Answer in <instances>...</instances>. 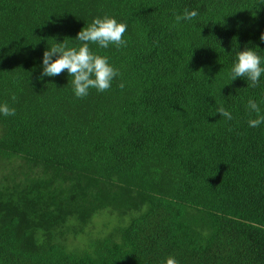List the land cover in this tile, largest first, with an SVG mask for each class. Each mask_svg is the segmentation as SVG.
Instances as JSON below:
<instances>
[{
  "label": "trees",
  "instance_id": "trees-1",
  "mask_svg": "<svg viewBox=\"0 0 264 264\" xmlns=\"http://www.w3.org/2000/svg\"><path fill=\"white\" fill-rule=\"evenodd\" d=\"M261 2L0 0L15 108L0 114V264H264V123L246 107L264 113V74L230 82L239 51L264 61ZM186 8L198 16L173 27ZM105 15L128 26L126 47L90 45L119 69L109 90L39 78L46 48L79 46Z\"/></svg>",
  "mask_w": 264,
  "mask_h": 264
},
{
  "label": "clouds",
  "instance_id": "clouds-1",
  "mask_svg": "<svg viewBox=\"0 0 264 264\" xmlns=\"http://www.w3.org/2000/svg\"><path fill=\"white\" fill-rule=\"evenodd\" d=\"M261 3H264V0ZM197 16L198 12L195 9L186 8L183 14H175L172 26H178L182 21H190ZM127 27L126 22H118L114 17L97 16L77 33L75 40L80 42L79 46H69L66 39L62 42L55 40L56 42L43 52V71L39 78L57 76L67 71L72 77L71 84L78 98L86 97L89 90L93 88L98 92L109 90L113 79L120 75L119 69L109 63L107 56L95 54L90 45L96 44L105 49L110 45H115L117 48L126 47L127 41L124 39V34ZM260 39L264 40V33L261 34ZM54 56L55 59H53ZM262 74H264V61L253 48L246 47L237 53V61L230 71V82L237 77H244L249 87H256ZM119 87L123 88L124 83L121 82ZM246 107L250 113L249 127L256 128L264 123V113L254 99L249 98ZM216 112L226 120L233 119L232 113L223 105L218 106ZM251 113H255L254 118H251ZM0 114L14 116L15 108L7 103L0 104ZM164 264H179V261L169 256Z\"/></svg>",
  "mask_w": 264,
  "mask_h": 264
}]
</instances>
